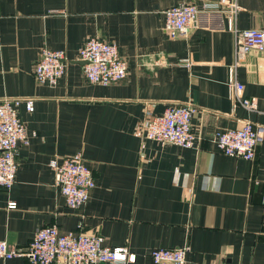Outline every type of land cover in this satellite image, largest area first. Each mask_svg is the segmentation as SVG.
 Instances as JSON below:
<instances>
[{
    "label": "crops",
    "instance_id": "crops-1",
    "mask_svg": "<svg viewBox=\"0 0 264 264\" xmlns=\"http://www.w3.org/2000/svg\"><path fill=\"white\" fill-rule=\"evenodd\" d=\"M177 1L0 0V97L33 98L32 110L17 107L29 135L17 145L13 183L0 186V238L22 247L36 227L54 223L125 245L135 253L125 264H154L152 247L181 245L189 248L185 264H264V135L250 159L224 154L213 142L217 130L246 119L264 125V50L241 53L235 67L242 95L256 98L255 109H246L226 83L233 33L192 27L168 36L163 9ZM236 3L237 27L264 26V0ZM91 35L116 45L126 62L122 79H84L77 49ZM43 46L61 48L67 58L53 85L33 76ZM170 102L194 105L195 146L137 133L145 116ZM75 151L94 185L71 208L48 160ZM0 264L30 263L14 256Z\"/></svg>",
    "mask_w": 264,
    "mask_h": 264
},
{
    "label": "built area",
    "instance_id": "built-area-1",
    "mask_svg": "<svg viewBox=\"0 0 264 264\" xmlns=\"http://www.w3.org/2000/svg\"><path fill=\"white\" fill-rule=\"evenodd\" d=\"M236 0L208 1L200 5L180 0L163 9L162 30L170 37L186 35L192 27L210 29L226 28L233 33L234 60L227 65L226 83L230 97L246 109H255L256 98L242 95V84L236 79L235 67L241 53L250 49L264 50V26L239 28ZM83 62L81 71L90 83L107 84L122 79L126 62L116 45L98 36L86 37L77 49ZM67 58L61 48L41 47L33 64V76L39 83L53 85L63 73ZM22 103L26 110L33 108L32 97H0V186L8 188L14 181L15 153L19 142H26L29 135L24 122L17 115ZM195 107L189 102H170L159 113L145 116L136 127L141 136L159 142L183 147L195 146L198 140L190 118ZM264 125L244 120L237 127L217 130L213 135L215 147L224 154L253 157L255 146L263 140ZM53 170V183L68 207L82 205L94 185L90 168L84 163L80 151L53 156L48 160ZM14 201L8 202L13 207ZM187 245L152 247L149 258L154 264H185ZM24 257L30 264H94L112 262L125 264L133 261L135 253L125 245H105L101 237L83 231H60L54 224L35 228L27 243L18 247L0 238V258Z\"/></svg>",
    "mask_w": 264,
    "mask_h": 264
},
{
    "label": "water",
    "instance_id": "water-1",
    "mask_svg": "<svg viewBox=\"0 0 264 264\" xmlns=\"http://www.w3.org/2000/svg\"><path fill=\"white\" fill-rule=\"evenodd\" d=\"M80 62L82 63L83 61L80 59Z\"/></svg>",
    "mask_w": 264,
    "mask_h": 264
}]
</instances>
